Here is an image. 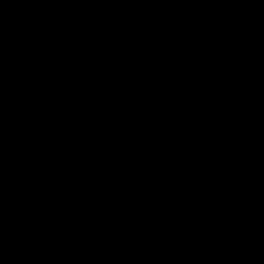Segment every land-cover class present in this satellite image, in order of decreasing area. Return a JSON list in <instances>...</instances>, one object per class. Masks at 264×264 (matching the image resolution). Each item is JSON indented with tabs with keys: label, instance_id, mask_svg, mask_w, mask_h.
I'll return each instance as SVG.
<instances>
[{
	"label": "trees",
	"instance_id": "trees-1",
	"mask_svg": "<svg viewBox=\"0 0 264 264\" xmlns=\"http://www.w3.org/2000/svg\"><path fill=\"white\" fill-rule=\"evenodd\" d=\"M0 264H264V0H0Z\"/></svg>",
	"mask_w": 264,
	"mask_h": 264
}]
</instances>
